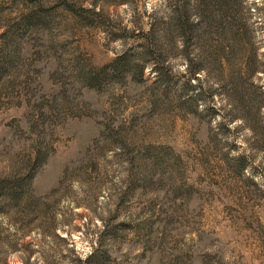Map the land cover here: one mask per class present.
I'll return each mask as SVG.
<instances>
[{"label": "rangeland", "instance_id": "rangeland-1", "mask_svg": "<svg viewBox=\"0 0 264 264\" xmlns=\"http://www.w3.org/2000/svg\"><path fill=\"white\" fill-rule=\"evenodd\" d=\"M0 264H264V0H0Z\"/></svg>", "mask_w": 264, "mask_h": 264}]
</instances>
